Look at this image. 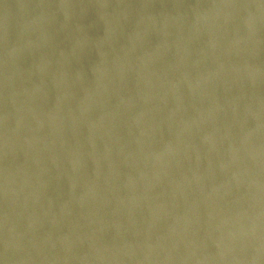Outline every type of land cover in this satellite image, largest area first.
<instances>
[{"label": "water", "instance_id": "95a60500", "mask_svg": "<svg viewBox=\"0 0 264 264\" xmlns=\"http://www.w3.org/2000/svg\"><path fill=\"white\" fill-rule=\"evenodd\" d=\"M0 264H264V0H0Z\"/></svg>", "mask_w": 264, "mask_h": 264}]
</instances>
